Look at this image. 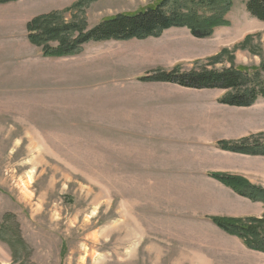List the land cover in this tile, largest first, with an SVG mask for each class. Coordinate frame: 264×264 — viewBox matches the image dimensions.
Listing matches in <instances>:
<instances>
[{"label":"rangeland","instance_id":"374dc122","mask_svg":"<svg viewBox=\"0 0 264 264\" xmlns=\"http://www.w3.org/2000/svg\"><path fill=\"white\" fill-rule=\"evenodd\" d=\"M162 1L0 4V264H264L212 222L264 230V206L210 177L264 191V157L217 146L264 144V99L233 108L220 103L229 92L138 80L242 68L263 82L264 22L246 0H232L228 25L207 39L172 28L64 58L27 39L39 17L90 28Z\"/></svg>","mask_w":264,"mask_h":264},{"label":"trees","instance_id":"16d2710c","mask_svg":"<svg viewBox=\"0 0 264 264\" xmlns=\"http://www.w3.org/2000/svg\"><path fill=\"white\" fill-rule=\"evenodd\" d=\"M18 1L0 0V4ZM231 2L232 0H163L134 14L104 19L90 28L85 21L77 18H75L76 23L63 25L56 23L59 19L57 16H47L45 18L50 20L46 21L39 17L31 20L27 25L29 29L27 39L33 45H42L44 47L42 55L48 58L77 56L81 52V46L89 42H126L159 38L172 28H185L192 37L207 39L213 35L216 28L228 25L225 15L231 7ZM245 6L252 18L264 22V0H246ZM49 42H57L58 46L49 49L47 47ZM138 80L147 83L173 84L193 90L229 92L220 103L234 108H249L259 99H264V81L257 83L250 81L246 70L242 68L186 73L155 72ZM246 141L243 143L239 140L233 144L220 142L217 146L225 152L264 157V144H247ZM210 177L235 194L264 206V191L256 190L233 177L217 174H211ZM212 222L228 235L241 240L245 248L264 253V230H261L260 225L242 226L220 219H212Z\"/></svg>","mask_w":264,"mask_h":264},{"label":"crops","instance_id":"0c3cea01","mask_svg":"<svg viewBox=\"0 0 264 264\" xmlns=\"http://www.w3.org/2000/svg\"><path fill=\"white\" fill-rule=\"evenodd\" d=\"M22 0H19L18 2H15V3H10L9 5H12V4H17V3H19V2H21ZM2 7H4V6H0V8H2ZM171 30V29H170ZM169 31V30H168ZM198 136H200V135H198ZM236 138L238 139L239 137H237L236 136ZM236 138H233V139H236ZM227 140H230V139H227ZM222 153H224V152H222ZM227 154V158H231V156H234V155H232L231 153H225V155ZM241 157H243V158H247V156H241ZM208 158V157H207ZM209 159V158H208ZM193 165H198V164H192L191 165V163H187V164H185V166L186 167H188V168H190V169H192V168H194V167H196V166H193ZM173 166V165H172ZM187 174H190V175H196L195 177H197V178H199V177H204V174L203 173H201V171H199V172H196V170H186L185 171ZM195 177H193V178H195ZM192 178V177H191Z\"/></svg>","mask_w":264,"mask_h":264}]
</instances>
